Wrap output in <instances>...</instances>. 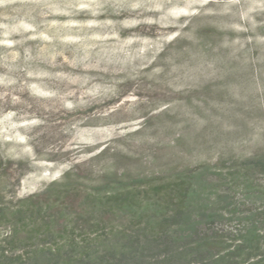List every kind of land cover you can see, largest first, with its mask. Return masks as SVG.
Listing matches in <instances>:
<instances>
[{
    "label": "rangeland",
    "instance_id": "obj_1",
    "mask_svg": "<svg viewBox=\"0 0 264 264\" xmlns=\"http://www.w3.org/2000/svg\"><path fill=\"white\" fill-rule=\"evenodd\" d=\"M263 148L264 0H0V204Z\"/></svg>",
    "mask_w": 264,
    "mask_h": 264
},
{
    "label": "trees",
    "instance_id": "obj_2",
    "mask_svg": "<svg viewBox=\"0 0 264 264\" xmlns=\"http://www.w3.org/2000/svg\"><path fill=\"white\" fill-rule=\"evenodd\" d=\"M167 175L91 185L75 166L16 209L0 204L14 227L0 264H264V148Z\"/></svg>",
    "mask_w": 264,
    "mask_h": 264
}]
</instances>
